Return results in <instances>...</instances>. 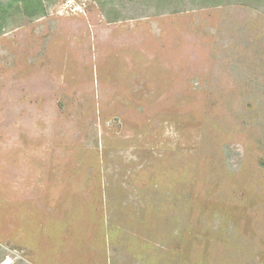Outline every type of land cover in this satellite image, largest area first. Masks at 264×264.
<instances>
[{
  "label": "rangeland",
  "instance_id": "obj_1",
  "mask_svg": "<svg viewBox=\"0 0 264 264\" xmlns=\"http://www.w3.org/2000/svg\"><path fill=\"white\" fill-rule=\"evenodd\" d=\"M40 1L0 0V264H264V0Z\"/></svg>",
  "mask_w": 264,
  "mask_h": 264
},
{
  "label": "built area",
  "instance_id": "obj_2",
  "mask_svg": "<svg viewBox=\"0 0 264 264\" xmlns=\"http://www.w3.org/2000/svg\"><path fill=\"white\" fill-rule=\"evenodd\" d=\"M61 2L66 13H83L85 11V0H61Z\"/></svg>",
  "mask_w": 264,
  "mask_h": 264
},
{
  "label": "trees",
  "instance_id": "obj_3",
  "mask_svg": "<svg viewBox=\"0 0 264 264\" xmlns=\"http://www.w3.org/2000/svg\"><path fill=\"white\" fill-rule=\"evenodd\" d=\"M42 2L39 0V5H38V9L36 10L35 9V12L34 11H28L29 14L33 15V14H36V12H40L42 10Z\"/></svg>",
  "mask_w": 264,
  "mask_h": 264
}]
</instances>
